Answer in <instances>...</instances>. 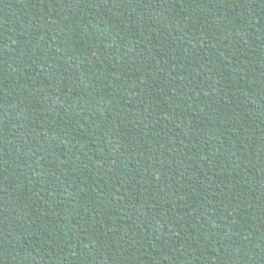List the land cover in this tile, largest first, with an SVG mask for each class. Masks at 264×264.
<instances>
[{"label": "trees", "instance_id": "16d2710c", "mask_svg": "<svg viewBox=\"0 0 264 264\" xmlns=\"http://www.w3.org/2000/svg\"><path fill=\"white\" fill-rule=\"evenodd\" d=\"M0 264H264V0H0Z\"/></svg>", "mask_w": 264, "mask_h": 264}]
</instances>
